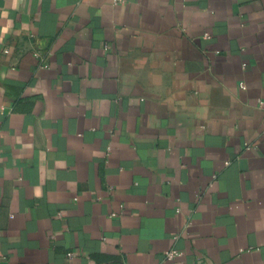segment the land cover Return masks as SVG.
Wrapping results in <instances>:
<instances>
[{"label": "crops", "instance_id": "0c3cea01", "mask_svg": "<svg viewBox=\"0 0 264 264\" xmlns=\"http://www.w3.org/2000/svg\"><path fill=\"white\" fill-rule=\"evenodd\" d=\"M199 262L264 264V0H0V264Z\"/></svg>", "mask_w": 264, "mask_h": 264}, {"label": "built area", "instance_id": "2783aa9c", "mask_svg": "<svg viewBox=\"0 0 264 264\" xmlns=\"http://www.w3.org/2000/svg\"><path fill=\"white\" fill-rule=\"evenodd\" d=\"M121 1H123V0H114L115 3H119V2H121ZM205 36H206V37H209L210 35H209L208 33H206ZM36 55L41 56V53H40L39 51H37V52H36ZM46 60H47V58H46L45 56L41 57V65H43V66H47V61H46ZM241 86H242V87H245V84L242 83ZM177 254H180V252H179V251H175V250H173V251H170V252L168 253V256H169V257H173V256H175V255H177ZM197 264H203V263L199 262V263H197Z\"/></svg>", "mask_w": 264, "mask_h": 264}]
</instances>
